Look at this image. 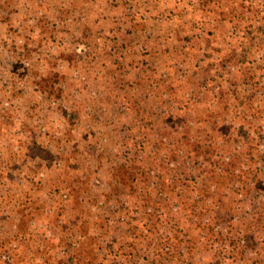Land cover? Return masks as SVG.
<instances>
[{"label": "rangeland", "instance_id": "rangeland-1", "mask_svg": "<svg viewBox=\"0 0 264 264\" xmlns=\"http://www.w3.org/2000/svg\"><path fill=\"white\" fill-rule=\"evenodd\" d=\"M0 264H264V0H0Z\"/></svg>", "mask_w": 264, "mask_h": 264}, {"label": "trees", "instance_id": "trees-1", "mask_svg": "<svg viewBox=\"0 0 264 264\" xmlns=\"http://www.w3.org/2000/svg\"><path fill=\"white\" fill-rule=\"evenodd\" d=\"M208 106V109L210 110V115L208 116V118H205L204 117V119L202 120L200 117H199V114L200 113H198V118L196 119V120H198L199 121V119H200V124H197V126H195V128H194V130H196V129H199V128H201V127H205V129H206V133H207V136H206V138H205V140L204 139H199V138H194V143L192 144V145H190L189 143H188V145H189V148H191V147H194V146H199L200 145V142L202 141V144L201 145H204L205 143H207L208 145H209V143H211V138H213V136H214V133H215V129H217V126H219L218 125V123H219V120H218V118H217V115H218V113L215 111L216 109H214L213 107H211V105L210 104H207ZM196 112H197V110H196ZM199 112V111H198ZM178 124H181L182 126V129H178L177 130V132H178V134H179V136H177L175 139L177 140V139H179L180 140V142L178 143V144H180L181 146H188V145H186V144H183L181 141H183V139H184V137L186 136V135H188V133H189V131H190V129H192L193 128V126H191L190 124H188V123H184L183 122V120H180L179 121V123ZM174 126V125H173ZM175 127H176V125H175ZM185 127H186V129H185ZM178 141V140H177ZM165 175V174H164ZM164 175H162L161 173H157V177L158 178H160V179H166L165 178V176ZM182 175V176H181ZM180 176L181 177H172L171 179H170V181H169V183L171 184L172 182H175V180L176 179H179V178H182V179H186V175L184 174V173H181L180 174ZM189 178V177H188ZM187 178V179H188ZM148 201H146V203H148V204H150L155 210H157L159 207H157V202L158 201H161V200H159V199H155V198H152V197H147L146 198ZM163 199H166L167 200V202H165L164 204H170L171 203V199H169V198H163ZM185 199H181L179 202L182 204V208L185 206V201H184ZM187 200H189V199H187ZM196 201V200H195ZM187 202V204L186 205H188V206H190L191 208H195L196 209V207H197V205H195V203L194 202H191V203H189V201H186ZM189 203V204H188ZM175 242V239H174V236L173 235H171V234H166V235H163V236H161L160 238H159V240L158 241H156V249H158V250H161L162 252H165V247H167V245L168 246H172L171 244H173ZM158 250H157V252H158Z\"/></svg>", "mask_w": 264, "mask_h": 264}]
</instances>
